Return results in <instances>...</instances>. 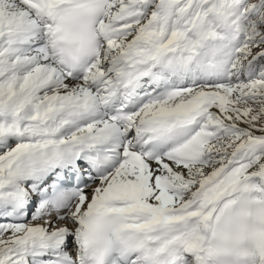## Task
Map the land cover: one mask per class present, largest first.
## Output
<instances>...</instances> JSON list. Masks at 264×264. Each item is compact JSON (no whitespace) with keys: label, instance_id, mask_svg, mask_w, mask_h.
Listing matches in <instances>:
<instances>
[{"label":"snow or ice","instance_id":"snow-or-ice-1","mask_svg":"<svg viewBox=\"0 0 264 264\" xmlns=\"http://www.w3.org/2000/svg\"><path fill=\"white\" fill-rule=\"evenodd\" d=\"M0 264H264V0H0Z\"/></svg>","mask_w":264,"mask_h":264}]
</instances>
